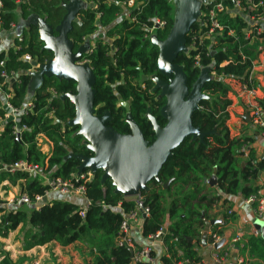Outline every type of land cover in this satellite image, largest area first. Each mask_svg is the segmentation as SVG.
<instances>
[{
	"label": "trees",
	"instance_id": "1",
	"mask_svg": "<svg viewBox=\"0 0 264 264\" xmlns=\"http://www.w3.org/2000/svg\"><path fill=\"white\" fill-rule=\"evenodd\" d=\"M79 1L82 5L71 22L69 39L73 52L83 49L81 61L95 76V114L101 116L108 112L111 120L107 125L119 134L130 133L125 122L130 116L144 140L151 144L154 133L146 114L149 112L155 117L160 127L165 124L159 115L165 100L159 97L158 91H153L154 79L160 77L156 72L158 51L153 43L167 37L173 25V4L169 0H134V6L129 9L125 7L128 0ZM239 2L249 12L247 0ZM0 3V29L7 32L11 24L16 30L19 20L25 22L33 16L55 28L66 14L70 0H0ZM225 4L228 8L233 6L231 0ZM252 4L256 9L251 14L264 15V0H252ZM126 12L133 20L123 16ZM155 19L163 21L165 26L155 31L152 40L148 37V28ZM221 22L234 31L235 38L223 34L216 37L217 44L210 50H207V42L196 52L181 53L175 60L187 76L188 88L202 71L209 74L202 87L207 99L199 102L198 111L192 115V125L207 135L203 142L186 138L167 159L158 180H152L147 190L139 194L143 206L150 212L142 223L141 237L145 240L165 230L162 240L167 252L157 259L158 264L200 263L197 249L202 244L201 233L208 213L221 208L229 198L245 199L259 190L264 191V180L258 182L264 174V157H258L249 146L251 139L231 137L226 124V109L231 104L228 98L231 90L226 82L233 81L238 86L247 83L251 63L264 52V42L254 40L248 44L243 40L245 14L234 18L225 15ZM99 29L103 30V38L90 40ZM18 34L21 41L15 38V47H9L5 53L0 46V63L3 62L0 88L10 93L9 103L13 108L25 107L30 102L31 110L19 118V125L27 129L21 132L20 140L16 139L10 121H0V186L5 182L18 185L19 197L34 201L48 191L45 178H58L83 186V198L88 204L83 209L81 201L62 198L46 201L36 208L17 204L18 208L6 210L0 205V237L6 238L20 227L24 250L50 243L66 247L82 242L93 251L91 264H132V250L118 246L117 238L123 216L133 211L135 204L115 193L110 179L102 182L101 171L85 181L75 182L79 161L74 156H92L83 144L84 139L77 134L78 127L69 126L75 117L74 107L67 99H61L65 94L75 93V84L42 77L27 101L31 65L23 56L28 55L42 65L51 61L53 54L44 49L34 22H28ZM191 37H186V46ZM2 72L16 74L17 80L5 82ZM143 76L147 78L144 81ZM120 100L128 103V112L119 105ZM2 105L0 94V119L5 112ZM38 138L50 144L47 153L42 152ZM19 161L40 166V175L29 177L4 170ZM214 169L216 186L210 187L206 182ZM229 216V211L225 210L223 217ZM222 227L216 224L210 229L222 235ZM244 249L251 258L264 262V241L260 237L250 239ZM0 264L18 263L3 252Z\"/></svg>",
	"mask_w": 264,
	"mask_h": 264
},
{
	"label": "water",
	"instance_id": "2",
	"mask_svg": "<svg viewBox=\"0 0 264 264\" xmlns=\"http://www.w3.org/2000/svg\"><path fill=\"white\" fill-rule=\"evenodd\" d=\"M172 4L173 25L164 40L153 43L158 51L156 72L161 77L154 81L153 91H158L159 97L165 100L159 112L165 124L160 127L155 117L149 112L146 114L154 133L151 144L144 140L140 128L130 116L125 119L130 133L119 134L107 125L111 120L108 112L101 116L95 114V76L91 68L81 61L83 49L73 52V43L69 39L71 22L79 8L77 0H72L67 6L66 14L58 26L51 28L43 22L38 27L44 49L53 54V59L45 64L31 63L39 80L46 77L75 84V93L65 94L61 99H67L74 107L75 117L69 122V126L78 127L77 134L84 139L85 148L92 154L91 157L81 154L74 156L79 161L77 172L83 173L87 170L94 175L101 171L102 182L110 179L115 193L125 198L136 197L147 190L148 183L157 181L167 159L186 138L203 142L207 135L192 125V115L198 111L199 102L207 99L202 93V87L208 81L209 74L202 71L188 88L186 74L181 66L175 64L177 56L186 52V37L199 14L200 2L173 0ZM146 79L142 77V81ZM119 105L126 112L129 111L127 102L120 100ZM206 183L210 187L216 186V169ZM45 201L46 198H43V202ZM216 223L213 220L205 221L201 233L203 246L209 229ZM262 237L264 239L263 233ZM222 243L223 241L219 242L214 248L218 249Z\"/></svg>",
	"mask_w": 264,
	"mask_h": 264
},
{
	"label": "built area",
	"instance_id": "3",
	"mask_svg": "<svg viewBox=\"0 0 264 264\" xmlns=\"http://www.w3.org/2000/svg\"><path fill=\"white\" fill-rule=\"evenodd\" d=\"M198 1L200 2L199 14L193 28L188 33V35H191L192 37L190 43L187 46L185 43L186 52L184 54L188 55L191 51L196 52L200 47H204L207 42V50H210L212 46H215L217 44L216 37L222 36L223 34H225L226 37L235 38L234 31L230 28H226L221 22V17H224L225 15L228 18H234L235 16L242 17L245 14L246 27L241 32L243 40L248 44L252 43L254 40L258 42H264V15L251 14V11L256 9V5L252 4V0H247L246 2V6L247 8H249V12H247L246 8H243L241 6L239 0H231L233 2L232 8H228L226 6L225 3L227 0ZM133 6L134 0H128L125 4V7L129 9H131ZM126 14L127 15L125 16V18H130L127 12ZM130 19L133 20L132 18ZM164 26L165 23L163 21L159 19L153 20L152 27L148 28V37L154 40L155 31L158 29H162ZM14 28V25L11 24L10 30ZM4 33L5 31H2L0 29V46L2 45V36ZM15 38L17 42L21 41V37L19 34H17ZM15 46L16 43H14L13 47ZM2 50L5 53L7 51V49L5 48ZM195 59L198 60V56H196ZM23 60L30 65L32 62H34L28 55L23 56ZM0 65L2 66L3 62H1ZM30 72L37 73V71L32 67ZM261 72H264V52L259 53L257 59L252 61L247 83L239 85L238 87L240 94H242V96L246 100L245 109L247 111L249 122L252 128L256 132H258V134L262 138H264V103H262L263 96L260 95V88L258 84V81L260 79L264 80V75L261 74ZM1 77L5 82H15L17 80V76L14 73L7 74L6 72H2ZM0 94L3 97L2 107L5 111L3 118L0 119V121H10L12 123V129L13 133L16 136V139L20 140L21 132L26 131L27 129L25 126L19 125V118L22 114H25L26 112L31 110L30 102H28L25 107L16 109L13 108L9 103L10 93H7L5 90H2L0 88ZM38 143H41L39 138ZM244 157H246V155H244ZM4 170L8 172H21L29 177L40 175V166L28 163L26 161H19ZM91 176L92 174L90 171H88L87 173H78L76 175L75 182H77L78 180L85 181ZM262 180H260V182H262ZM44 184L47 185L48 191L43 197L37 196L35 197L34 201H30L27 197L20 196L16 199V204L27 206L32 205L36 208L43 203V198H46L51 192L62 196V198L76 196L84 199V187L74 186L70 181H62L58 178H45ZM132 201L134 202L135 207L133 211L123 216V220L119 227L117 245L120 247H127L132 250V264H138L141 262L157 264L158 258L156 256L151 257V255L154 254L155 244H159L162 246V255L166 254V246L164 245L162 240L165 230H159L154 235L148 236L144 240V243L142 245L137 246L134 243L132 236L130 235V228L131 226L136 225L138 222L143 223V220L149 217L150 212L147 207L143 206L142 198L139 195L133 197ZM243 202L253 207V213L256 218L264 219L263 190H259L255 194L248 196L247 198L243 199ZM87 204L88 202L84 199L82 208L85 209ZM80 216L83 217V212L80 213ZM206 240L208 245L211 247V262L208 263L201 261L198 264H225L229 260L232 253H235L238 250H242L245 247L242 242L241 236L236 235L231 238H225L223 235H220L215 231H211V229H209L208 231ZM221 241H223L221 247L215 249L214 246ZM244 262V258L239 257L236 260L235 264H244ZM186 263L187 262H185V264ZM177 264L184 263L180 262Z\"/></svg>",
	"mask_w": 264,
	"mask_h": 264
},
{
	"label": "crops",
	"instance_id": "4",
	"mask_svg": "<svg viewBox=\"0 0 264 264\" xmlns=\"http://www.w3.org/2000/svg\"><path fill=\"white\" fill-rule=\"evenodd\" d=\"M172 1L173 0H169L171 4ZM77 5L80 7L82 3L77 0ZM126 15V13H123L124 17ZM28 22H34L37 24V27L44 24L41 18L34 16L25 22L19 20L16 25V30L14 28L3 34L1 45L2 49L13 47L15 43V36L18 34L19 29L25 27ZM94 37L103 38V30L99 29L90 38V40H92ZM261 74L264 75V72H261ZM226 83L230 85L231 90L228 95L231 104L226 109L228 113V120L226 124L230 131V136L235 138L251 139L252 142L249 143V146L255 151L258 157L264 156V138H262L258 132L252 128L249 122L248 114L245 109V98L242 96V94H240L239 87L236 82L227 81ZM38 84L39 78L37 74L31 72V83L28 90L27 101H30ZM258 84L260 88V95H262L264 98V80L260 79ZM39 140L41 141L40 144H47L48 149L50 148V144L45 139L39 138ZM42 152L47 153L48 151L44 148L42 149ZM262 179H264V174L261 175V177L258 179V182ZM6 184L8 183L5 182L2 185ZM2 189L5 190L6 188L3 187ZM61 199L62 196L54 192L49 193V195L46 197V201H56ZM127 199L133 200V198ZM67 200H77L79 202L81 201V203H84V199L76 196L69 197ZM225 210L229 211V217H223ZM211 220L217 221L216 224L223 226L222 235L225 238H231L236 235L241 236L244 246L247 245L248 241L252 238L260 237L264 241L262 237V233L264 234V219L256 218L253 213V207L245 204L240 196L229 198L224 205H221V208L209 212L207 221ZM141 226L142 222H138L136 225L131 226L130 228V235L137 246H140L144 243V239L141 237ZM13 236L14 239L11 240V237ZM23 240L24 234L20 227L9 233L6 238L0 237V260L2 259L3 252L9 254L11 260L18 264H91L93 260L92 249H90L89 245L82 242H76L66 247L59 246L56 243H50L44 246H37L29 250H24L23 247L25 243ZM197 252L202 262H211V247L208 245L207 240L205 246L201 244V246L197 249ZM162 253V246L155 244V256L159 258ZM239 257L244 258V264H264L262 259L257 260L254 257L251 258L248 254V251L245 249L232 253L229 260L225 264H235Z\"/></svg>",
	"mask_w": 264,
	"mask_h": 264
},
{
	"label": "rangeland",
	"instance_id": "5",
	"mask_svg": "<svg viewBox=\"0 0 264 264\" xmlns=\"http://www.w3.org/2000/svg\"><path fill=\"white\" fill-rule=\"evenodd\" d=\"M71 1L70 0V3L71 4ZM190 1H194V0H190ZM174 7V6H173ZM153 38V37H152ZM230 86V85H229ZM42 146V149L45 148V150H49L48 149V146L47 144H44L42 143L41 144ZM3 187H5L6 191L4 189H2ZM5 191V192H3ZM18 185L17 186H13V185H10V184H6V185H1L0 186V205L5 207L6 210H10L11 207H15V208H18L16 205V199L18 198ZM14 239V236L11 237V240Z\"/></svg>",
	"mask_w": 264,
	"mask_h": 264
},
{
	"label": "flooded vegetation",
	"instance_id": "6",
	"mask_svg": "<svg viewBox=\"0 0 264 264\" xmlns=\"http://www.w3.org/2000/svg\"><path fill=\"white\" fill-rule=\"evenodd\" d=\"M157 79H161V77H159V78H155L154 81L157 80ZM145 117H146V116H145Z\"/></svg>",
	"mask_w": 264,
	"mask_h": 264
},
{
	"label": "bare ground",
	"instance_id": "7",
	"mask_svg": "<svg viewBox=\"0 0 264 264\" xmlns=\"http://www.w3.org/2000/svg\"><path fill=\"white\" fill-rule=\"evenodd\" d=\"M194 26V25H193ZM144 221V220H143ZM188 261V260H187Z\"/></svg>",
	"mask_w": 264,
	"mask_h": 264
}]
</instances>
